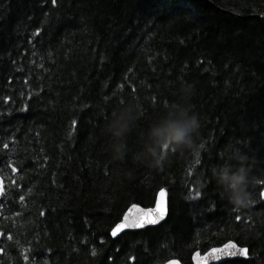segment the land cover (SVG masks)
Instances as JSON below:
<instances>
[{"label": "trees", "instance_id": "obj_1", "mask_svg": "<svg viewBox=\"0 0 264 264\" xmlns=\"http://www.w3.org/2000/svg\"><path fill=\"white\" fill-rule=\"evenodd\" d=\"M185 83L192 144L135 162ZM127 103L138 119L114 161L104 127ZM228 143L251 161L240 211L209 172ZM162 188L167 219L113 238ZM263 192L264 0H0V264H193L230 240L250 256L219 264H264Z\"/></svg>", "mask_w": 264, "mask_h": 264}, {"label": "clouds", "instance_id": "obj_2", "mask_svg": "<svg viewBox=\"0 0 264 264\" xmlns=\"http://www.w3.org/2000/svg\"><path fill=\"white\" fill-rule=\"evenodd\" d=\"M192 91L191 85L182 84L179 96L184 102L173 101L165 105L161 113L149 122L143 130L140 148L132 154L135 162L159 167L167 158V150H179L192 144L201 126L198 113L187 102ZM137 119L134 103L124 104L112 112L104 127V133L110 140L108 150L112 160L123 161L128 156L127 137ZM221 159L222 163L210 167L211 179L220 189L223 198L237 211L250 208V157L237 145L228 143L222 151Z\"/></svg>", "mask_w": 264, "mask_h": 264}, {"label": "water", "instance_id": "obj_3", "mask_svg": "<svg viewBox=\"0 0 264 264\" xmlns=\"http://www.w3.org/2000/svg\"><path fill=\"white\" fill-rule=\"evenodd\" d=\"M264 193V192H263ZM135 206V207H133ZM159 208L160 211L157 212L156 209ZM151 210V211H149ZM169 215V202H168V195L167 190L162 188L158 191L156 202L151 207H144L138 204L131 205L124 213L123 218L119 223H124L125 221L131 226L126 229H122L118 232L117 236H112L113 238L118 237L121 233L134 230V229H143L149 226H156L162 224ZM156 221L155 223H151L150 221ZM116 226V225H115ZM115 226L113 228H115ZM112 233V231H111ZM235 245L236 248L233 249L235 251V255L232 256H223L221 259H214L211 250L213 248H223L225 245ZM250 256L249 250L247 247L240 246L235 241H227L224 244L219 246L211 247L210 249L206 250L205 252H201L200 250L195 251L192 254V262L193 264H219L228 260L234 259H248ZM162 264H183V262L177 258L170 259Z\"/></svg>", "mask_w": 264, "mask_h": 264}, {"label": "snow or ice", "instance_id": "obj_4", "mask_svg": "<svg viewBox=\"0 0 264 264\" xmlns=\"http://www.w3.org/2000/svg\"><path fill=\"white\" fill-rule=\"evenodd\" d=\"M51 2L53 4L56 3V0H51ZM5 147H7L5 145ZM135 207V206H133ZM151 211V210H149ZM157 212L160 211L159 208L156 209ZM151 223H155L156 221L152 220L150 221ZM131 226H135V225H129L126 221L124 223H119V224H116L115 228L112 229V233L111 235L112 236H117L118 232H120L122 229H126V228H129ZM236 246L233 244V245H225L223 248H213L211 250V254L213 256L214 259H221L223 256H232V255H235V251H233V249H235Z\"/></svg>", "mask_w": 264, "mask_h": 264}, {"label": "bare ground", "instance_id": "obj_5", "mask_svg": "<svg viewBox=\"0 0 264 264\" xmlns=\"http://www.w3.org/2000/svg\"><path fill=\"white\" fill-rule=\"evenodd\" d=\"M122 234V233H121ZM225 243V242H224ZM171 259H173V258H171ZM178 259V258H177ZM170 260V259H169ZM180 260V259H179ZM168 261V260H167ZM166 262V261H165ZM164 263V262H163Z\"/></svg>", "mask_w": 264, "mask_h": 264}, {"label": "flooded vegetation", "instance_id": "obj_6", "mask_svg": "<svg viewBox=\"0 0 264 264\" xmlns=\"http://www.w3.org/2000/svg\"><path fill=\"white\" fill-rule=\"evenodd\" d=\"M160 264H162V263H160Z\"/></svg>", "mask_w": 264, "mask_h": 264}]
</instances>
